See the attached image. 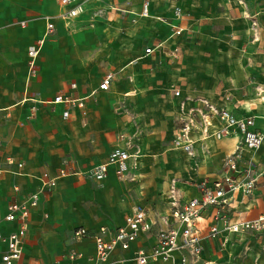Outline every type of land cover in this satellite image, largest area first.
I'll return each mask as SVG.
<instances>
[{
  "label": "crops",
  "instance_id": "1",
  "mask_svg": "<svg viewBox=\"0 0 264 264\" xmlns=\"http://www.w3.org/2000/svg\"><path fill=\"white\" fill-rule=\"evenodd\" d=\"M146 2L149 15L142 14ZM101 4L107 9L116 5L118 11L110 10L109 16L99 18L94 27L88 25V16H85L75 28H68L58 17L61 6L57 0H0V231L7 234L15 230L16 223L3 219L6 207L9 202L22 201L30 193L39 191V175L48 171L57 176L61 169L70 173L60 177L55 187L41 193L39 205L31 210L24 255L19 264H57L70 249L83 251L87 256L94 254L92 237L74 239L77 227H85L92 233L102 226L114 229L124 224L126 215L136 204L167 213L169 201L165 193L173 180L187 191L188 197L199 196L193 185L185 184L193 176H170L167 187L154 197L141 195L143 186L138 183L120 182L115 166L110 167L103 181L97 182L102 188L95 192L86 179L91 178L80 174L106 161L116 147L131 151L136 134L142 136L138 145L144 154L159 149L156 128L151 124L136 128L130 105L140 104L143 98L148 104L164 103L168 84H171L169 100L174 106L171 141L182 103L188 110L201 107L202 99L235 109L239 116H254V128L264 131V110L260 113L244 106L245 99L212 96L207 81L199 76L205 67L197 64L200 57L197 47L212 32L233 35L244 33L247 28L254 37L263 36L264 0H102ZM202 8L214 11L209 15L196 12ZM48 15L54 18L55 31L33 57L30 49L43 37L44 17ZM145 19L155 22L154 31L148 35L136 32L138 24ZM255 20L257 30L253 28ZM115 21L122 26L134 22L136 29L116 37L117 46H110L112 39L103 34ZM85 27L99 30L101 34L76 32ZM179 27L182 32L176 34ZM102 39L107 42H101ZM146 39L149 43L144 45ZM148 47L155 48L154 52L146 54ZM176 48L180 57L173 60L168 53ZM110 73L114 77L110 88L99 89ZM175 90H180L181 95L175 96ZM59 94L79 100L75 105L53 103ZM66 110H69L68 118L63 116ZM237 142V137L199 141L197 158L174 148L172 143L170 147L183 153L185 168L192 164L197 171L199 166L210 163L211 152L223 147L231 149V153ZM203 144H207L208 152L203 151ZM244 158L262 163L263 176L254 194L236 203L234 219L264 214V146L257 152H245ZM8 159L13 163L9 164ZM220 174L193 179L213 180ZM82 189H87L86 193ZM212 220L213 217L209 219ZM219 225L223 227L222 223ZM225 235L229 237L227 243H224ZM155 242L154 231L142 234L128 250L122 251L127 264H133L139 247L151 248ZM203 246V260L207 264L230 260L236 251L244 253L246 264H264V233L237 238L224 232L215 238L206 237ZM82 264L87 261L83 259Z\"/></svg>",
  "mask_w": 264,
  "mask_h": 264
},
{
  "label": "built area",
  "instance_id": "2",
  "mask_svg": "<svg viewBox=\"0 0 264 264\" xmlns=\"http://www.w3.org/2000/svg\"><path fill=\"white\" fill-rule=\"evenodd\" d=\"M61 6L58 17L64 21L66 27L75 28L82 18L88 16L87 23L94 27L99 18L108 17L110 10L118 11L117 6L109 9L101 4L102 0H57ZM143 15H149V4L143 5ZM45 32L37 45L32 46L30 54L35 57L45 39L55 31L54 18L44 17ZM22 25H25L22 22ZM257 30V21L253 22ZM182 29L175 30L180 34ZM155 48L148 47L146 54L154 52ZM173 60L180 57L176 48L168 53ZM114 80L113 74H108L99 89L108 90ZM75 87V84H72ZM175 96L181 91L175 90ZM79 99H73L59 94L53 99L55 104L75 105ZM201 107H191L186 110L185 103L181 105V114L176 119V128L171 141L172 146L180 149L191 158H197L199 153L196 144L211 137H237L238 142L234 150L228 154L223 164L221 174L210 180L208 178L195 180L189 178L185 184L193 185L199 196L188 197L186 190L172 181L169 190L165 193L169 201V211L160 213L149 210L142 205H134L126 215L123 225L114 229L102 226L92 233L85 227H77L73 237L81 241L92 237L95 241V252L85 255L83 251L70 249L64 258L57 264H127L128 259L122 251L128 250L142 234L155 232L156 242L151 248L139 247L133 257V264H149L163 262L165 264H207L203 260V240L206 237L215 238L227 232L239 238L244 234L264 233V214L251 219L233 218L236 203L241 198L251 197L257 188L259 179L263 176L262 163L253 158L245 159V152H257L264 146V131L254 128L255 117L252 115L239 116L235 109L219 107L206 99H202ZM69 117V110L63 113ZM200 133V134H199ZM204 152H208L207 144L202 145ZM137 155L128 148L116 147L108 159L89 171L80 173L96 182L103 181L111 166L116 167V173L121 179H128L132 169L137 165ZM66 162V161H65ZM12 164L13 160L8 159ZM22 167V164H18ZM66 169H61L59 175L52 176L44 171L38 176L39 191L30 193L22 201L9 202L3 219L6 222L17 224L15 230L4 234L0 231V264H19L24 255L25 239L29 229L31 210L39 205L40 195L47 189L56 186L58 179L69 175ZM75 174V173H74ZM18 190V187H16ZM1 208V207H0ZM213 217L212 221L209 219ZM223 224V227L219 225ZM224 243L229 241L224 236ZM241 239V238H240ZM248 249V247H247ZM117 256L116 258L114 256ZM36 264H48L38 262Z\"/></svg>",
  "mask_w": 264,
  "mask_h": 264
},
{
  "label": "rangeland",
  "instance_id": "3",
  "mask_svg": "<svg viewBox=\"0 0 264 264\" xmlns=\"http://www.w3.org/2000/svg\"><path fill=\"white\" fill-rule=\"evenodd\" d=\"M196 12L201 15H209V13H212L204 8ZM245 12L244 10V15ZM134 25V22H128L126 28L125 24L122 26L121 22L115 21L109 25L106 29V33L103 35L112 39L110 41V46H117V38L127 31L134 32V29H136ZM138 25L139 28H137L138 30H136V32L148 35L154 31L153 27L155 26V22L145 19ZM83 31L94 32L97 36L101 34V31L87 27L78 29L76 32ZM243 31L244 33H234L233 35H219L213 32L210 35L211 37L208 35L209 38L197 47L200 51L197 64L205 67V71L201 72L199 76H203L207 81V88L212 96L226 95L229 99H245L242 101L244 106H247L249 103H262V109L264 110V35L256 38L250 32H247V28ZM100 41L104 43L107 42L105 39ZM148 43L146 39L144 45ZM170 87L171 84H168L165 90L166 95L164 96V103L160 105L148 104V100L144 98L140 104L130 105L134 110L136 128H140L143 125L150 126L151 124L152 127L156 128V137L160 145L155 153L146 152L144 154V151H142L138 145L139 142H141L139 140V138L142 137L141 134H136L134 137L135 145H133L131 153L137 155V165L132 169L130 177L136 175V180L132 178L119 180L122 183H132L131 185H134L133 183L142 185L143 188L140 189L143 193L141 195L148 194L155 197L157 193H159V190L167 187L170 176L174 174H179L180 176L186 175V177L193 176L195 179L209 174H212L210 176H215L223 169L224 161L231 151V149L228 150L219 147L218 151L211 152L210 163L208 165L203 164L199 166L200 168H197V171H195L192 164L188 165L187 168L183 166L184 163H186L183 153L179 152V150L171 149L170 147L174 110V106L169 100ZM250 97L253 98L248 99ZM249 108L260 111V113L263 111L260 110V108H255V106ZM200 161L201 159L199 158L198 162ZM86 179L90 182L89 187L92 191L101 190L102 187L100 183L94 182L88 178ZM82 190L84 193L87 191V189ZM130 192L133 193V190ZM134 194H137L135 190ZM157 197L159 198V195ZM63 244L67 247L70 246V243ZM65 251L66 249L64 252ZM242 256H244L243 252L240 253L236 251L232 254L230 260L223 259L221 264H246ZM260 260L258 263H260ZM255 264H257V262H255Z\"/></svg>",
  "mask_w": 264,
  "mask_h": 264
},
{
  "label": "bare ground",
  "instance_id": "4",
  "mask_svg": "<svg viewBox=\"0 0 264 264\" xmlns=\"http://www.w3.org/2000/svg\"><path fill=\"white\" fill-rule=\"evenodd\" d=\"M245 16H247V11L245 12ZM250 16V15H249ZM249 16H248V18H249ZM29 99V98H28ZM87 100V99H86ZM247 106H249V107H252V106H255V108H260V110L262 109V106H263V104L262 103H249V104H247ZM215 143V142H214ZM213 145V144H212Z\"/></svg>",
  "mask_w": 264,
  "mask_h": 264
}]
</instances>
